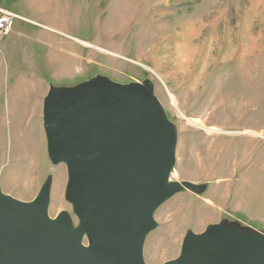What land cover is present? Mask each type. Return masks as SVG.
Returning a JSON list of instances; mask_svg holds the SVG:
<instances>
[{"label": "rangeland", "instance_id": "rangeland-1", "mask_svg": "<svg viewBox=\"0 0 264 264\" xmlns=\"http://www.w3.org/2000/svg\"><path fill=\"white\" fill-rule=\"evenodd\" d=\"M8 7L25 20L0 38L4 194L30 202L51 177L49 217L66 211L76 225L64 199L65 165L53 166L46 152L50 86L96 77L149 82L177 129L170 181L205 191L178 194L157 209L145 264L177 258L187 231L222 221L264 233V0H19ZM30 31L46 41L24 36ZM34 76L44 92L27 90L23 81Z\"/></svg>", "mask_w": 264, "mask_h": 264}, {"label": "water", "instance_id": "water-1", "mask_svg": "<svg viewBox=\"0 0 264 264\" xmlns=\"http://www.w3.org/2000/svg\"><path fill=\"white\" fill-rule=\"evenodd\" d=\"M46 152L65 165V201L77 218L49 217L51 177L30 202L0 188V264H145L157 209L204 185L170 181L177 129L149 82L96 77L50 86L43 100ZM163 264H264V233L222 221L187 231L179 256Z\"/></svg>", "mask_w": 264, "mask_h": 264}, {"label": "crops", "instance_id": "crops-1", "mask_svg": "<svg viewBox=\"0 0 264 264\" xmlns=\"http://www.w3.org/2000/svg\"><path fill=\"white\" fill-rule=\"evenodd\" d=\"M19 0H0V7L1 9H6L9 10L11 12H13L11 9H9V4L11 5L12 3L15 4L16 2H18ZM14 13V12H13ZM16 14V13H15ZM30 23V22H29ZM27 27V25L24 26V28ZM24 36H28L30 39H32L33 41H46V37H40L39 33L36 31H30L24 34ZM33 37V38H32ZM3 42V40L1 41V43ZM23 83L26 85L27 90H29V88H38L39 90L44 92V87H46L45 82H43L42 79H38L36 76L33 77V81L30 78H26ZM14 84H17V81L14 82ZM43 94V93H42Z\"/></svg>", "mask_w": 264, "mask_h": 264}, {"label": "built area", "instance_id": "built-area-1", "mask_svg": "<svg viewBox=\"0 0 264 264\" xmlns=\"http://www.w3.org/2000/svg\"><path fill=\"white\" fill-rule=\"evenodd\" d=\"M15 20H25L13 12L0 8V38L9 34Z\"/></svg>", "mask_w": 264, "mask_h": 264}]
</instances>
